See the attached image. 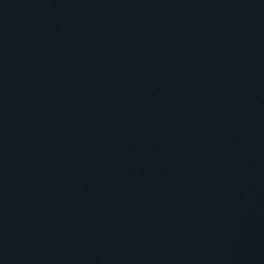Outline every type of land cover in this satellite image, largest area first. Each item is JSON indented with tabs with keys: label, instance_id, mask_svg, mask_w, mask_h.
<instances>
[{
	"label": "water",
	"instance_id": "95a60500",
	"mask_svg": "<svg viewBox=\"0 0 264 264\" xmlns=\"http://www.w3.org/2000/svg\"><path fill=\"white\" fill-rule=\"evenodd\" d=\"M0 264H264V0H0Z\"/></svg>",
	"mask_w": 264,
	"mask_h": 264
}]
</instances>
